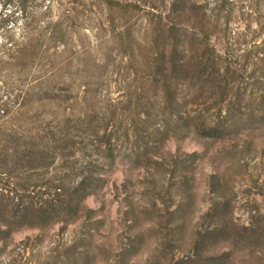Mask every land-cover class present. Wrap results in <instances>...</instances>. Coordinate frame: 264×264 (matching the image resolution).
Here are the masks:
<instances>
[{
	"label": "rangeland",
	"instance_id": "1",
	"mask_svg": "<svg viewBox=\"0 0 264 264\" xmlns=\"http://www.w3.org/2000/svg\"><path fill=\"white\" fill-rule=\"evenodd\" d=\"M18 1H0V187L39 209L100 181L69 217L0 225V264H264V0ZM167 89L201 131L154 134Z\"/></svg>",
	"mask_w": 264,
	"mask_h": 264
},
{
	"label": "trees",
	"instance_id": "2",
	"mask_svg": "<svg viewBox=\"0 0 264 264\" xmlns=\"http://www.w3.org/2000/svg\"><path fill=\"white\" fill-rule=\"evenodd\" d=\"M228 1H218L222 6L216 7L215 10L218 12L226 11L225 2ZM10 2L11 0H4L3 6L10 4ZM26 3L27 0H19L17 2V5L23 13H26ZM178 37H181L180 42H176L175 45H170V61L167 62L165 56L158 61L159 70H162V73H167L171 77L170 79L188 78L187 66L184 63V59L180 58L186 52L185 50L188 49V45L184 44L185 42L182 36ZM163 96L164 99L161 98L164 100L163 105L156 108L152 107L156 115H161L162 118V128L157 129L154 133L157 137L178 130H183L187 134L194 133L195 131L192 129L194 127L201 131L203 127L199 121L194 126L189 123H182L185 119L181 117V106L176 103L177 96L173 91L167 89ZM2 106L7 108L8 105L4 104ZM4 113L5 115L9 114L10 109H5ZM230 113L231 110H229ZM224 132V125L218 122L209 129L208 134L212 137H220ZM148 146L144 144L143 150H147ZM96 181L99 182L100 180L99 178H94L93 174H84L72 188L59 194L63 199L61 202H46L47 204L39 209L32 202L20 203L17 195H14L16 192L0 187V225L8 229L9 232H12L14 229L25 227L43 228L54 223L58 218L69 217L78 210L85 199L91 194L88 192L89 186L93 182L96 183ZM213 261L214 259L205 262L210 263Z\"/></svg>",
	"mask_w": 264,
	"mask_h": 264
}]
</instances>
